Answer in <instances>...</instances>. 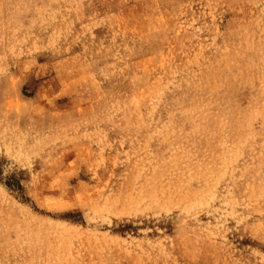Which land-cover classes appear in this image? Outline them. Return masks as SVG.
Here are the masks:
<instances>
[{
  "label": "rangeland",
  "instance_id": "obj_1",
  "mask_svg": "<svg viewBox=\"0 0 264 264\" xmlns=\"http://www.w3.org/2000/svg\"><path fill=\"white\" fill-rule=\"evenodd\" d=\"M0 264H264V0H0Z\"/></svg>",
  "mask_w": 264,
  "mask_h": 264
}]
</instances>
